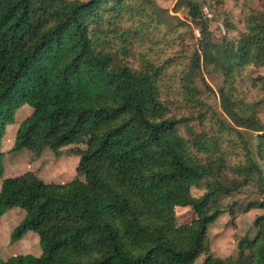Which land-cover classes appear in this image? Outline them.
I'll return each mask as SVG.
<instances>
[{"label":"trees","instance_id":"obj_1","mask_svg":"<svg viewBox=\"0 0 264 264\" xmlns=\"http://www.w3.org/2000/svg\"><path fill=\"white\" fill-rule=\"evenodd\" d=\"M252 1L242 43L239 34L215 42L211 4L195 0L177 1L189 18L173 30L153 0H0V173L6 127L24 104L32 111L19 123L13 150L46 144L58 151L87 141L84 178L3 179L0 217L13 207L26 211L12 241L33 229L42 253L0 255V264H194L202 253L204 264H264V214L254 221L256 236L239 241L234 262L215 256L208 236L223 211L211 204L221 192L256 185L264 194V172L243 132H258L263 159L264 74L248 76L260 98L238 91L246 67L264 65V13ZM225 27L233 31L229 21ZM195 29L199 38L184 52L177 34ZM155 32L151 42L161 51L134 49ZM129 55L139 58L125 60ZM203 62L225 77L223 119L195 83ZM178 95L181 113L171 110ZM202 181L206 191L195 196ZM178 206L196 217L178 225Z\"/></svg>","mask_w":264,"mask_h":264},{"label":"rangeland","instance_id":"obj_2","mask_svg":"<svg viewBox=\"0 0 264 264\" xmlns=\"http://www.w3.org/2000/svg\"><path fill=\"white\" fill-rule=\"evenodd\" d=\"M178 0H153L161 15L168 22L166 30H173L181 20L189 18L188 9L186 7L177 6ZM211 4L206 7V13L210 19V28L212 30L215 42H223L226 37L241 35V42L244 43L249 38L246 28L245 11L249 3L247 0H195ZM256 10L264 13V0H253L250 4ZM225 21H229L233 31L228 32L225 27ZM158 33L147 36L145 41H139L138 46L134 49L137 51L147 50L150 45L159 49L151 40ZM162 36V34H161ZM177 36L181 37L183 46L181 50L189 51L194 47L193 38H199V32L195 29L194 35L189 30H183ZM119 40H113L111 49L119 52L118 58L123 57L124 53L119 51ZM131 62L136 61L139 57L129 55ZM264 74L263 66L248 65L243 71V75L238 82V91L242 95L250 99L260 98L254 97L257 90L249 88L248 76H258ZM245 76V77H244ZM195 83L201 90L200 96L207 102L216 112L219 118L223 119L224 115L221 110L220 88L224 85L225 77L223 73L214 68L213 65L206 66L203 62L202 69L197 71L194 77ZM250 84V83H249ZM259 95V94H258ZM181 100V101H180ZM184 104L178 96L174 97L171 110L181 113ZM32 109L28 104L22 105L17 109L14 123L8 124L6 132L2 140L3 171L0 173V189L2 181L7 176H37L48 182H67L74 178H84V170L86 167V159L81 153L82 149L87 147L85 137H80L71 143L60 147L58 151L43 144L36 149L23 148L21 150H13L16 131L19 123L25 119ZM225 118V117H224ZM202 128L198 127L197 131ZM246 139L249 141L253 156L256 158L259 166L264 172V158L258 154V132L243 129ZM242 145L238 147V152L242 151ZM238 155H234L232 160H237ZM223 182L230 186L231 181L224 178ZM206 191V182L193 189L195 196H200ZM264 194L256 185H247L240 189L229 193L221 192L211 204H218L222 208V213L208 225V236L211 244V252L221 258H229L234 262L238 258V243L244 237L253 238L257 234V227L254 224L255 219L264 214L261 207V201ZM25 210L21 207H13L8 209L0 217V255L3 259L18 254H31L39 256L42 253L39 234L33 230H27L19 239L12 241L11 235L15 227L21 223L25 217ZM175 217L178 225L190 223L196 213L190 207L178 206L175 208ZM207 253L200 254L194 261V264H204Z\"/></svg>","mask_w":264,"mask_h":264}]
</instances>
